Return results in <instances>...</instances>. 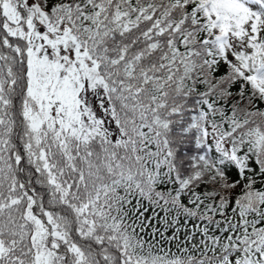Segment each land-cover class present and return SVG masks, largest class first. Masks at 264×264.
<instances>
[{"label": "snow or ice", "instance_id": "obj_1", "mask_svg": "<svg viewBox=\"0 0 264 264\" xmlns=\"http://www.w3.org/2000/svg\"><path fill=\"white\" fill-rule=\"evenodd\" d=\"M0 264H264V0H0Z\"/></svg>", "mask_w": 264, "mask_h": 264}]
</instances>
